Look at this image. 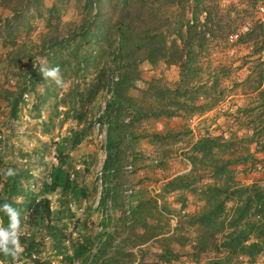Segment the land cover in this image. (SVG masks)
I'll return each mask as SVG.
<instances>
[{
  "label": "rangeland",
  "instance_id": "obj_1",
  "mask_svg": "<svg viewBox=\"0 0 264 264\" xmlns=\"http://www.w3.org/2000/svg\"><path fill=\"white\" fill-rule=\"evenodd\" d=\"M20 2L0 0V189L21 190L8 197L15 203L45 199L48 213L31 224L30 211L20 215V236L37 246L30 257L21 246L25 258L11 264H64L58 248L70 264H264V250L222 249L227 227L204 241L197 222L206 185L264 186V50L244 41L248 28L264 29V0L221 1L227 16L251 22L226 44L210 42L185 88L174 87L177 65L138 62L126 93L133 102L113 95L124 61L114 39L103 41L109 11L95 20L82 0ZM57 65L63 89L39 72ZM59 157L67 188L42 194ZM238 203L227 201L224 214Z\"/></svg>",
  "mask_w": 264,
  "mask_h": 264
},
{
  "label": "trees",
  "instance_id": "obj_2",
  "mask_svg": "<svg viewBox=\"0 0 264 264\" xmlns=\"http://www.w3.org/2000/svg\"><path fill=\"white\" fill-rule=\"evenodd\" d=\"M222 0H82L81 12L94 11L95 20L102 18L106 11L110 13L111 24L105 26L106 37L103 41L108 44L114 39L116 44L115 57L123 60L124 65L119 66L118 81L113 86V95L117 101L120 97L127 101L133 100L126 94L132 87L133 82L138 77L137 63L140 61L154 62L165 60L175 64L179 69V80L175 88H185L190 85L189 80L194 72V66L201 55L206 52L208 55V44H226L228 37L236 31L237 26L249 24V15H241L235 18L229 17V12L224 11ZM254 3L258 0H253ZM24 3V6H23ZM22 7H28V0H21ZM174 9L172 15L165 14L164 9ZM10 10V8H9ZM237 11V13H239ZM238 15V14H237ZM229 17V18H227ZM202 19V20H200ZM226 20V23H223ZM236 21L237 24H236ZM259 21V20H258ZM257 22V21H256ZM245 34L246 43L258 42V51L264 50V29L258 24V30L250 27ZM113 43V42H112ZM220 91L208 105H214L224 97ZM145 94V92L143 93ZM137 115H143L142 110L136 109ZM188 111V109H185ZM217 140V139H216ZM218 144V143H217ZM220 146H230L220 144ZM213 147V146H212ZM199 150V149H198ZM204 152V150H199ZM211 151V149H210ZM259 151L264 155V136L259 143ZM64 161L57 158L56 165L49 171L48 181L40 188L42 194H49L57 189L64 192L67 188V179L63 170ZM230 173V172H229ZM181 178H176L170 182L173 186ZM229 185L217 186L206 185L202 190L204 206L197 215V222L204 227L206 234L202 237L204 241L211 238L214 233H222L224 228H229L221 244L222 249L227 250L231 255H245L248 257L258 253L259 249L264 250V186H256L254 183L242 187H234L236 184L229 179ZM6 186V185H5ZM14 184L7 188L0 189V205L11 204L20 215L26 213V221L31 224L42 223L44 215L48 213L47 201L41 199L38 202L26 197L25 201L15 203L8 200L9 196L23 194L21 190H16ZM7 193V198L1 196ZM247 193V198L241 199ZM25 195V194H24ZM239 201V205L229 208L230 214H224L225 203L227 201ZM260 214L261 220H251L252 217ZM228 217V218H227ZM2 227L9 226V217L0 211ZM227 221V223H226ZM215 227V228H213ZM213 228L212 234L209 231ZM253 233L252 241L249 236ZM203 240L200 241L203 244ZM179 247L184 246L181 240L175 241ZM20 245L26 257L34 252L37 246L31 236L26 238L20 236ZM64 248H58L55 252L64 264L72 262L73 255L65 254ZM168 254L176 256L169 250ZM22 252L19 258H25ZM10 257L0 254V263L11 264ZM219 264V263H217Z\"/></svg>",
  "mask_w": 264,
  "mask_h": 264
},
{
  "label": "clouds",
  "instance_id": "obj_3",
  "mask_svg": "<svg viewBox=\"0 0 264 264\" xmlns=\"http://www.w3.org/2000/svg\"><path fill=\"white\" fill-rule=\"evenodd\" d=\"M39 72L45 80H51L58 88L63 89L68 86L61 75V69L58 65L51 68L41 67ZM5 175L12 176L14 172L12 169H9ZM0 211L4 212L10 220L7 228L0 227V254L10 257L15 261L19 259L22 251L20 245V213L8 203L0 205Z\"/></svg>",
  "mask_w": 264,
  "mask_h": 264
},
{
  "label": "built area",
  "instance_id": "obj_4",
  "mask_svg": "<svg viewBox=\"0 0 264 264\" xmlns=\"http://www.w3.org/2000/svg\"><path fill=\"white\" fill-rule=\"evenodd\" d=\"M234 37H236V35H234ZM231 38H232V36L229 37V39H231ZM127 169H128V168H127Z\"/></svg>",
  "mask_w": 264,
  "mask_h": 264
}]
</instances>
